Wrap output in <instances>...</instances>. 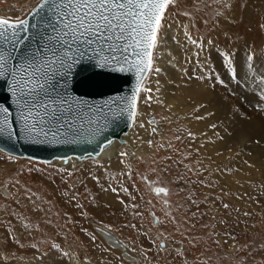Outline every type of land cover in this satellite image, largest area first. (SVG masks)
<instances>
[{"label":"rangeland","instance_id":"rangeland-1","mask_svg":"<svg viewBox=\"0 0 264 264\" xmlns=\"http://www.w3.org/2000/svg\"><path fill=\"white\" fill-rule=\"evenodd\" d=\"M229 2L237 4L236 9L219 24L216 12L224 10L215 5L203 7L201 0H176V6L168 10L156 58L161 71L145 82L153 92L140 93L139 116L127 136L130 140L144 124L143 153L131 155L133 140L117 144L116 158L121 152L128 153L121 157L124 167L98 159L71 166L42 163L0 151V264H41L48 255L56 258L54 264H121L119 252L109 248L96 228L117 235L140 264H185V260L187 264H264V195H260L264 191V146L248 143L249 137L264 141V114L254 110V93L264 87L258 86L264 74V0ZM36 3L38 0H0V16L25 18ZM207 3L212 5V0ZM185 32L202 38L201 43L212 39L215 46L205 43L199 56H194L198 50L185 40ZM219 52L231 53L233 64L227 71L238 73L237 78L226 74ZM250 53L254 60L246 62ZM239 67L249 74L246 79L240 76ZM201 75L203 80L196 78ZM214 77L223 83H216ZM148 95L153 99L147 100ZM200 104H206L207 111L215 115L196 120L195 115H206L195 111ZM151 120L156 123L150 124ZM212 123L217 124L216 129L209 127ZM188 131L196 134L195 140L187 136ZM237 133L245 138L239 139ZM177 135L180 140L175 139ZM149 140L154 142L152 147ZM185 165L201 169L205 181L218 178L226 190L243 196L230 201L242 212L253 213L245 218L241 212L242 222L235 228L240 243L248 245L243 251L212 242L211 229H203L200 223L193 227L190 217L195 209L190 210L186 197L193 191L201 198L216 196L220 187L193 189L188 180L180 179L181 174L198 178ZM225 166L232 171L222 174ZM96 185L105 188L99 190ZM161 187L168 189V195L156 194L155 189ZM124 188L128 191H122ZM249 196L255 199L249 200ZM234 218L235 213L232 223ZM217 231L222 232V227ZM52 244L59 245V251ZM161 244L166 251L160 250ZM178 248L183 255L176 254ZM60 255L63 258L58 261ZM122 264L132 263L122 259Z\"/></svg>","mask_w":264,"mask_h":264},{"label":"snow or ice","instance_id":"snow-or-ice-1","mask_svg":"<svg viewBox=\"0 0 264 264\" xmlns=\"http://www.w3.org/2000/svg\"><path fill=\"white\" fill-rule=\"evenodd\" d=\"M201 2L203 7L215 5L218 9L224 10L216 12L218 24L224 15L234 12L237 6L229 0H212V5H209L207 0H201ZM237 3H240V0H237ZM173 6H176V0H38V3L27 13V16L35 21L33 23H30L26 17L0 16V80H5L8 85L27 135L33 140L43 138L44 141H48L50 137L55 141L58 136L65 138L66 135H72L75 131L74 121L77 119L84 124L94 122L85 120L84 117L91 113L95 106L89 105L82 98H72L68 89L72 68L77 63L83 62L85 57L90 62L95 61L100 67L113 66V71L131 72L135 76V87L130 96L121 97L125 102L122 114L126 113L128 121L135 124L139 116L140 93L153 92V89L147 87L145 82L153 73L161 71L156 66V58L165 34L164 21L168 10ZM240 6L246 7L242 3ZM183 15L190 16V13L184 12ZM261 27L264 28V25ZM184 37L198 50L193 54L194 56H199V50L205 43L215 46L212 39L201 43L202 38H193L189 32H185ZM218 55L221 57L226 74L230 78H237L238 73L227 71L233 64L230 59L231 53L219 52ZM253 60L254 57L250 53L246 57V62ZM225 61L227 63H224ZM248 67L254 68V65L248 63ZM248 75L247 72L244 73L245 78ZM196 78L203 80L205 77L201 75ZM214 81L223 83L222 79L216 77ZM259 84H264V74L261 75L258 86ZM146 99L150 101L153 97L148 95ZM254 99V110L264 114V87L260 88L258 94L254 93ZM156 102L162 103L159 100ZM99 111L100 109H97V112ZM195 111L206 112V115H195L196 120H205L206 116L215 115L214 112L207 111L206 104L198 105ZM11 115L9 108L0 104V135L11 137L9 120ZM149 123L156 122L151 120ZM140 127L144 125L140 124ZM209 127L216 129L217 124L212 123ZM156 131L155 127L152 128L153 133ZM187 136L190 139H196V134L192 131H188ZM175 139L180 140L181 137L177 135ZM220 139L222 140L223 136ZM111 143L108 141L105 148ZM147 143L152 147L154 142L149 140ZM248 143L264 146V141L259 137H249ZM127 155L126 152L120 153L121 157ZM216 155L219 156L221 153L217 152ZM208 158L211 159V157ZM64 163L67 164L68 160L65 159ZM244 163L249 162L245 160ZM249 167L252 165L249 164ZM185 168L198 177L192 180L184 174L180 176V179L188 180L193 189L200 186L209 189L220 187V194L216 196L201 198L193 191L186 197L190 210L195 209L191 210L190 217L193 227L196 223H200L203 229H211L209 239L212 242L219 244L220 247L228 245L237 252L243 251L248 245L241 244L235 232V228L242 222L239 219L242 210L239 207H233L230 202L231 199L242 200L243 196H235L230 189L226 190L218 183V178L205 181L201 178L203 172L199 168L193 169L189 165H185ZM231 171V168L225 166L222 174ZM93 179L96 178L93 177ZM111 191L117 190L111 188ZM122 191L127 192L128 189L124 188ZM155 192L157 195L161 193L168 195V189L163 187L155 189ZM260 195H264V191H261ZM225 197L229 199L226 200ZM70 199L75 200V196ZM248 199L255 198L249 196ZM256 203L259 204V201L256 200ZM205 206H207L206 210L201 211V208ZM76 207L79 208L81 205L77 204ZM233 213H235L234 223L231 222ZM136 214L139 215V213ZM242 215L249 218L253 216V213L245 210ZM205 220L211 223H206ZM156 222L160 223L158 219ZM126 226L135 227V225ZM221 227L222 232H218L217 229ZM221 236H223L222 241ZM91 239L95 242L96 237L93 236ZM229 240L235 243L229 244ZM124 247L127 248L126 245ZM158 247L161 251L167 250L162 244ZM51 248L59 251L60 246L52 244ZM176 254L183 255V252L177 249ZM63 255L67 257L69 254L65 252Z\"/></svg>","mask_w":264,"mask_h":264},{"label":"water","instance_id":"water-1","mask_svg":"<svg viewBox=\"0 0 264 264\" xmlns=\"http://www.w3.org/2000/svg\"><path fill=\"white\" fill-rule=\"evenodd\" d=\"M30 23L35 21L26 16ZM89 55H92L89 53ZM113 66L100 67L95 61L77 63L71 70L69 77V94L72 98H82L89 105H94L92 112L84 117L94 121L84 124L80 119L74 121L75 131L65 138L57 137L53 141L43 138L33 140L24 130L19 110L8 89L5 80H0V104L9 108L12 114L11 137L0 135V149L2 152L17 157L42 163L75 158L78 162L87 159H97L103 150L115 141L122 142V137L128 133L132 123L128 121L121 97L130 96L135 87V76L131 72L113 71ZM97 109H100L97 112ZM55 129H53L54 131ZM108 141L112 143L105 148ZM98 153V155H97Z\"/></svg>","mask_w":264,"mask_h":264},{"label":"bare ground","instance_id":"bare-ground-1","mask_svg":"<svg viewBox=\"0 0 264 264\" xmlns=\"http://www.w3.org/2000/svg\"><path fill=\"white\" fill-rule=\"evenodd\" d=\"M243 62L244 61H242V59L239 61V64L242 65V67H243V64H242ZM242 67H239V68H241V70H242L243 69ZM244 67H245V65H244ZM245 71L242 70L240 72V76H242V79H246L245 76H244ZM205 98L206 97H204V100H205ZM136 129L137 130L130 135L131 136L130 140H128V138H130V137L127 138L128 133L122 137V142H125L124 139H127L129 143L133 140L134 143H131V145L134 144L135 146L133 145L132 147H130L132 156H138L139 154L143 153V151H141L142 150L141 148L143 147V138H144V134H145V126L144 127H140V125H139L138 128H136ZM236 136H238L239 139L245 138V135L242 134V133H237ZM117 144H121V142L115 141L110 147H108L105 150H103L102 153L99 155V157L97 159L98 160H102V161H105V160L112 161V163L110 165H114L116 167L123 166V163H121L122 158L121 157L116 158V145ZM56 162H59L60 164L62 163L60 161H56ZM77 162L78 161L75 158H71L66 165L71 166V165H73V164H75ZM96 188L100 190L102 188V186L96 185ZM104 188H105V185H104V187L101 190H103ZM96 230H97L98 236L109 246V248H111L115 252H119V254H120V256H121V258L123 260H125L128 263L130 262L132 264H140V259L130 255V253L128 252V248L124 247L126 244L124 242H122L117 235H115V234H113V233H111L109 231L100 229V228H96ZM178 249L181 250V248H178ZM125 253H127L126 256H125ZM62 258H63L62 255H60L57 258V260L60 261ZM41 262H42L41 264H54L56 262V258L52 257V256L50 257L48 255L47 257L46 256L43 257Z\"/></svg>","mask_w":264,"mask_h":264}]
</instances>
